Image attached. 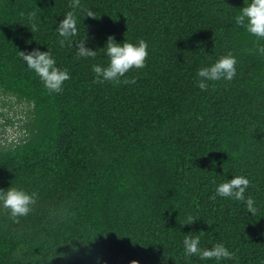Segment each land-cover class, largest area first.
Masks as SVG:
<instances>
[{"label": "trees", "instance_id": "16d2710c", "mask_svg": "<svg viewBox=\"0 0 264 264\" xmlns=\"http://www.w3.org/2000/svg\"><path fill=\"white\" fill-rule=\"evenodd\" d=\"M242 5L0 0L2 107L15 110H0V129L19 122L28 134L0 142V188L37 194L16 220L0 207V264H264V40L235 24ZM61 20L75 28L67 38ZM109 34L147 41L144 67L124 74L134 83L93 79ZM84 39L95 56L76 55ZM34 49L67 69L60 91L20 56ZM228 53L233 78L200 89L197 68ZM232 175L249 179L253 213L213 196ZM192 233L200 248L222 241L232 255L186 256Z\"/></svg>", "mask_w": 264, "mask_h": 264}, {"label": "clouds", "instance_id": "9594fccd", "mask_svg": "<svg viewBox=\"0 0 264 264\" xmlns=\"http://www.w3.org/2000/svg\"><path fill=\"white\" fill-rule=\"evenodd\" d=\"M86 15L93 16L91 11ZM237 26H242L248 33L252 34L257 40H264V0H243V5L232 18ZM35 27V25H33ZM75 32L69 20H61L58 26V32L61 36L67 38L69 33ZM86 39V38H85ZM84 40L75 41L76 55L91 57L96 55L97 49L85 46ZM63 42V41H62ZM104 55L108 61L106 65L96 64L92 67L95 73L93 79L103 83L111 81L114 83H134V78L129 80L124 74L130 68H142L145 65L148 56V44L143 38L136 41L124 39L117 42L109 34L103 47ZM255 51L259 55H264V44L257 43ZM20 56L26 62L27 66L33 69L43 81L45 87L53 91H60L63 81L69 78L67 69L57 67L55 59L48 50L41 51L34 49L30 52L19 51ZM236 57L231 53L218 56L213 62L200 66L196 70V83L200 89H206L210 81H219L221 79L231 80L236 73ZM121 77H124L121 80ZM5 97L0 91V105L2 106ZM1 123V120H0ZM18 123V122H17ZM12 123L3 126L0 129V142L8 144H17L27 137V131L19 123L17 132L20 137L16 141H9L8 137H2V132ZM249 184V179L244 175H232L217 183L213 196L231 197L240 201L247 211H255L254 201L251 196L245 195V189ZM36 193L26 191L23 187L9 186L6 189L0 188V207L8 209L13 220L27 215L32 210V205L36 202ZM193 221L194 217H190ZM184 254L199 255L202 258H227L232 255L222 241L212 244L208 248L199 247V237L196 234L185 235L183 239ZM129 264H139L136 260L129 261Z\"/></svg>", "mask_w": 264, "mask_h": 264}, {"label": "rangeland", "instance_id": "374dc122", "mask_svg": "<svg viewBox=\"0 0 264 264\" xmlns=\"http://www.w3.org/2000/svg\"><path fill=\"white\" fill-rule=\"evenodd\" d=\"M0 110H2L4 114H6V116H13V114H15V110L11 109L10 107L7 109V107H2L0 105ZM2 120H4L2 118ZM19 125V122L14 125V126H9L6 130L5 133L2 132V137L4 138L5 136L8 137L9 141H16L19 137L20 134L17 132V127Z\"/></svg>", "mask_w": 264, "mask_h": 264}]
</instances>
